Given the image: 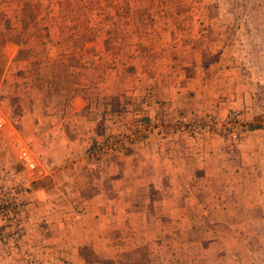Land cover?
<instances>
[{
  "label": "rangeland",
  "instance_id": "1",
  "mask_svg": "<svg viewBox=\"0 0 264 264\" xmlns=\"http://www.w3.org/2000/svg\"><path fill=\"white\" fill-rule=\"evenodd\" d=\"M39 60L58 66L45 92ZM8 72L20 76L19 92L36 89L41 115L47 103L70 114L62 105L79 95L87 116L95 98L127 102L144 84L148 97L160 78V88H189L192 97L178 98L185 114L117 119L94 149L63 160L47 152L54 124L10 123L18 108L10 106ZM0 87V264H264V0H0ZM88 125L61 128L87 133ZM153 136L202 146L208 189L178 204L176 217L150 220L147 230L139 219L125 226L136 233L128 236L133 249L110 250L107 242L96 250L95 231L106 230L81 217L84 188L78 173L62 168L126 154ZM120 138V149L103 151L104 142Z\"/></svg>",
  "mask_w": 264,
  "mask_h": 264
},
{
  "label": "crops",
  "instance_id": "2",
  "mask_svg": "<svg viewBox=\"0 0 264 264\" xmlns=\"http://www.w3.org/2000/svg\"><path fill=\"white\" fill-rule=\"evenodd\" d=\"M25 39L27 40L26 37ZM15 57L17 56L10 55V59ZM15 63H17L16 59ZM41 63L35 72L40 78V91L45 92L51 89L54 83L56 84L55 79L57 78L53 76H55L54 70L58 69V66L54 64L51 67L52 64ZM8 74H11L10 77L13 76L12 80L9 81V86L7 85L10 89V106L18 108L16 117L11 119L10 123H20L24 129L32 123L54 124L51 127V133L54 135L55 141H53L50 146L51 149L47 152L55 151L57 155L61 156L59 158L63 160L66 159L65 156L83 155L88 147L94 149L97 141L107 136L103 135V132L105 134L109 132L106 127L107 124H112L117 119L116 123L124 117L130 115L133 117V114H136L143 117L145 121L151 122L166 118L167 115L185 114L184 110L188 108L182 100L192 97L189 88L185 89L184 87L179 89L178 92H175L174 85L160 88V85H158L161 84L162 78H160V82L149 86V88H152L153 93L152 95L148 94V97H145L144 84L133 93H130L134 98H127V102L120 100L119 104H113V99L102 102V96L95 98L89 105V109L93 110V113H89L87 116L81 113L85 107L84 101H82L81 106L80 102H76L80 99L79 95L75 96L65 106L62 105L66 112H71L70 114H66L62 110L61 112L58 108L54 109L56 107L54 104L47 103L44 105L43 114L41 115L34 109L38 102L33 92L36 89L25 85L23 87L28 90L19 92L17 89L21 87L20 76H14L15 74L12 75L10 72ZM26 74H28V70ZM2 84L5 83L2 82ZM161 86L164 87L165 85ZM14 88L16 91L13 92ZM125 89L127 90L128 87L122 86L121 92L123 93ZM104 90L109 97L112 92L111 88H104ZM163 92L166 93L163 94ZM124 93L129 95L125 91ZM178 98H182V100ZM108 100L111 101L110 105H107ZM55 111L57 112L56 115ZM78 122H88L87 133L79 131L66 132L65 128H61L62 124ZM100 123H103L104 126L101 127ZM55 124L59 125L55 126ZM47 133H50V131ZM41 144L42 147L46 145L42 142ZM194 145L191 146V142L181 137H178L174 142H162L153 136L149 144L144 147L133 146L126 154H110L101 158L100 161L89 164L84 161H77L71 165L70 163L66 164L67 167L63 166L62 173L72 170L76 174L80 172L84 174L80 176L77 174V181H80L78 185L84 188L79 192V203L81 207H84V214L81 217L86 218V222L95 221L97 223L96 227L101 230L105 228L106 230L104 231L105 235L101 234L102 232L99 230L95 231V241L101 244L94 246L96 250L104 244L106 245L107 242L111 243L110 250L114 247H120L121 250L133 249L128 244V236H134L136 233L130 229L125 230V226H136L135 220L139 219L144 220V226L147 230L154 224L150 220L164 217L163 213L169 217H176L178 204L192 203L198 192L201 193L199 196H203L205 193L203 190L208 189L205 184L206 181H203L206 176L205 178L202 176V171L203 169L206 170L207 165L204 168L201 166L205 153L202 146ZM47 173H49L48 166L45 169V174ZM87 187L89 188L88 192ZM91 191L93 193L89 194ZM76 196H73V198L77 199ZM180 217L187 218L190 215H180ZM122 229L125 230V233L122 232ZM117 235H122L124 238L118 236L119 242L115 243ZM144 235L148 234L144 233ZM147 241L150 240L146 239ZM133 243L131 245L135 247ZM83 244L84 240L80 245ZM113 259L115 258L113 257Z\"/></svg>",
  "mask_w": 264,
  "mask_h": 264
},
{
  "label": "built area",
  "instance_id": "3",
  "mask_svg": "<svg viewBox=\"0 0 264 264\" xmlns=\"http://www.w3.org/2000/svg\"><path fill=\"white\" fill-rule=\"evenodd\" d=\"M197 128L198 127H194L193 130H190V134H193L194 132H196ZM171 131L174 132L175 130H171ZM231 137H233L235 139L237 136L236 135H232ZM122 140H123V138L122 139L120 138V139L107 140L106 142H104V144L102 146L103 151L110 152L112 150L120 149L123 146V144H124ZM22 159L30 167H33V165H31L32 163L29 160V156H27V154L25 152L23 153Z\"/></svg>",
  "mask_w": 264,
  "mask_h": 264
},
{
  "label": "trees",
  "instance_id": "4",
  "mask_svg": "<svg viewBox=\"0 0 264 264\" xmlns=\"http://www.w3.org/2000/svg\"><path fill=\"white\" fill-rule=\"evenodd\" d=\"M256 129H258L257 127H251V130H256Z\"/></svg>",
  "mask_w": 264,
  "mask_h": 264
}]
</instances>
